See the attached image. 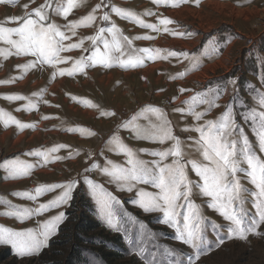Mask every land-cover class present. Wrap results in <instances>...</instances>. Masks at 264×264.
Instances as JSON below:
<instances>
[{"label": "snow or ice", "instance_id": "6c2138e0", "mask_svg": "<svg viewBox=\"0 0 264 264\" xmlns=\"http://www.w3.org/2000/svg\"><path fill=\"white\" fill-rule=\"evenodd\" d=\"M86 0H28L18 5L17 0H0V6L21 7V15H6L0 19V60L10 57L25 58L15 67L20 76L0 80V85H10L23 79L29 71L47 66L50 71L49 83L57 77L74 78L87 75V69L102 67L121 70L142 68L147 62L175 60L188 66L183 71L170 74V81H182L190 72L201 67V56L218 54L221 45L215 40L208 42L199 55H190L185 50L167 47H136L134 41H152L162 34L173 38L190 39L191 31L175 27L172 18L152 10L136 13L130 9L115 6L109 0H98L86 14L70 19L75 10L81 8ZM156 7L179 9L185 5L199 7L201 0H151ZM239 6V0H237ZM113 16L132 23L147 32L143 35L129 36L119 28ZM144 16L155 17V22H147ZM94 29L91 35L79 36L80 29ZM155 33L156 35H152ZM75 38V39H74ZM88 42V47L85 43ZM80 50L81 55H65ZM86 53V54H85ZM63 65V66H62ZM144 79V77H142ZM231 98L221 105V96L227 85L208 87L194 91L184 86L176 89L179 95L191 92L179 105L172 106L178 99L176 94L167 98L170 111L165 107L146 103L130 113L118 114L115 110H105L92 101L77 96L71 99L82 106L95 109L99 117L116 120L113 130L101 141L94 151L85 154L82 171L60 182L39 183L29 190L12 192L11 195L33 202L35 206L26 207L12 204L0 197V205L6 210L0 213L23 222L32 217L48 216L36 228L15 231L0 226V244H10L21 257L37 255L49 246L56 236L59 226L65 221V211L70 206L74 193L83 190L90 197L96 216L103 227L122 237L132 253L139 256L143 264H164L156 253L145 246L166 237V234L153 232L150 223L171 229V237L189 250L187 264H198L207 255V228L222 231L228 240H246L248 236L260 235L258 229L264 226V76L260 79V89L249 85L255 106L249 107L241 100L243 84L240 78H231ZM165 92V89H158ZM47 88L34 91L30 96L3 94L0 98L9 102L24 101L16 111H38L41 103L51 105L44 99ZM214 109H222L220 114L207 119ZM170 114H178L186 123L176 131ZM41 120L56 119L41 116ZM0 124L5 128L14 125L18 131L35 129L36 122H22L11 113L0 109ZM250 130L253 140L246 133ZM78 134L82 138L94 137L96 133L83 126L62 129ZM122 132L128 134L127 140L158 144L161 148H134L125 141ZM179 133H194L183 139ZM66 150L67 155H59ZM195 153L198 158H193ZM108 154L122 157L120 162L108 158ZM35 157V163L18 158L5 160L0 164L4 169L5 180H19L31 176L36 167H46L60 161L73 160L81 151L72 146L58 143L48 148H35L25 153ZM143 156L152 159H144ZM194 173L197 180L190 178ZM93 174L102 178L98 182ZM245 182L251 187H246ZM106 185L114 186L110 191ZM151 188L153 191H149ZM48 193H56L51 199L39 202ZM116 193H128L127 203L144 214H158L151 222L138 219L124 207ZM205 198V204L224 223L209 220L201 212V205L193 197ZM247 204L251 205V212ZM225 242L221 237L216 246ZM183 250V249H182ZM168 256L174 249L165 248ZM169 264H183L182 261Z\"/></svg>", "mask_w": 264, "mask_h": 264}, {"label": "rangeland", "instance_id": "374dc122", "mask_svg": "<svg viewBox=\"0 0 264 264\" xmlns=\"http://www.w3.org/2000/svg\"><path fill=\"white\" fill-rule=\"evenodd\" d=\"M17 2L18 5H22L27 3L28 0H17ZM39 2L40 0H37V3ZM97 2L98 0H86L81 8L75 10L74 15L70 19L86 14ZM109 2L118 7L130 9L138 14L143 13L145 10L162 13L177 22L175 27L193 33L190 39L173 38L167 34H162L152 41H134L136 47H167L174 50L188 51L190 55H199L204 51L206 44L212 40H215L222 47L218 54L201 56V67L196 71L190 72L182 81H170L168 76L183 71L188 66V62L185 61L183 64H180L172 60L171 62H147L142 68L127 71L121 70L118 67L111 69L102 67L89 68L86 70V76L77 75L74 78L57 77L51 83L48 82L51 70L47 66H44L43 68L29 71L24 75L23 79H19L13 84L0 85V96L3 94L30 96L34 91L47 88V92L43 98L50 101L51 105H59V107H52L41 103L38 111H16L17 108H20L25 103L24 101L9 102L0 98V109L11 113V115L22 122H36L37 125L34 130L25 129L18 131L14 125L5 128L0 124V164L5 160L16 158L28 163H35L36 158L27 156L25 153L35 148H48L58 143L70 145L72 148L81 151V155L73 160L60 161L49 164L46 167H36L32 170L30 177L19 180H5L4 169L0 168V197L9 200L12 204L26 207L35 206L33 202L14 197L11 193L32 189L39 183L60 182L69 176H75L78 170L82 171L85 154L89 151H94L101 141L108 136L109 132L114 129L116 124L115 119L99 117L95 109L74 102L71 96L85 98L99 105L102 109L115 110L118 114L130 113L134 109H137L138 106L146 103L162 106L170 111L167 101L168 97L174 94L178 96L175 104L172 105L176 106L180 104L181 100L187 99L192 94L189 92L179 95L176 89L180 86L193 89L194 91H201L206 90L208 87H216L217 85L223 87L227 85V91L218 101V103L223 105L229 101L232 94L231 85L227 84L228 80L239 77L243 84L244 93L241 95V100L246 101L249 107L255 106V102L251 98L253 93H250L248 88L251 85L254 88L260 89V79L264 76V0H239V6H237V0H201L199 7L185 5L179 9H172L170 7L158 8L151 3V0H109ZM205 3H217L219 7H205ZM192 13L194 18L191 17ZM13 14L21 15V7L0 6V19H3L6 15ZM112 18L126 35L136 36L147 32L146 29H142L115 16ZM202 18L210 22L215 20V25L209 30L204 31L202 26L205 27V23L202 25ZM143 19L147 22H155V17L144 16ZM93 31L94 29L92 28L80 29L78 30V35H91ZM152 35L156 34L152 33ZM181 43L185 45L182 44V47L180 46ZM85 47H88V42L85 43ZM65 55L78 57L81 55V51L74 50L71 53H65ZM24 60L25 58L16 57H10L6 61L0 60V80L20 76V70L16 69L15 66L18 63H23ZM55 84L60 85L55 91H49ZM34 86H36L35 89L31 90ZM161 88L165 89V92H159L158 89ZM261 90L264 91V89ZM221 111L222 109H214L206 118H215ZM44 115L56 117V119L41 120V116ZM170 119L176 126L177 132L186 123L178 114H170ZM72 126L87 127L94 131L96 136L82 138L78 134L62 130ZM24 132L25 138H21L20 136ZM53 132H55L54 135H48L53 134ZM34 133L38 134L36 135L37 137L32 142H29L30 137ZM246 133L249 135L250 140L254 139L247 128ZM179 134L182 139L187 135H195L194 133ZM121 135L134 148L153 149L168 146L129 141L127 140L128 134L126 132H122ZM58 154L67 155V151L61 150ZM190 155L193 158H198L195 153H190ZM108 158L116 162L122 160V157L112 154H108ZM142 158L152 159L148 156H143ZM43 171H47L46 174H40ZM189 175L193 180L198 179L194 173L189 172ZM93 178L98 182L102 181L99 175L93 174ZM245 186L251 187L246 182ZM106 187L110 191H115L112 185H106ZM148 190L153 191L151 188ZM116 194L125 202L124 207L127 211L138 219L151 222L158 215L155 213L144 214L138 208L127 203L129 199L128 193ZM54 195L56 193H48L41 197L39 202L51 199ZM80 198H83L87 208L81 207L80 203H78ZM193 199L196 204L202 206L201 212L206 218L216 223H224L218 214L206 207L205 198L194 196ZM246 207L251 212H254L250 204H247ZM89 208H91V213L90 217L87 218L98 222L101 227L95 233H81L79 235L89 238L92 235L100 233L102 239L117 245L116 247L110 245L106 249L84 239H82L83 242L78 244V240L75 239L78 220L83 214L85 215L84 211H89ZM5 210V206L0 205V213H3ZM56 211L53 210L44 216L32 217L23 222L0 214V226L15 231L36 228L48 216L56 214ZM59 211H65L66 219L59 226L57 235L49 241L48 247L42 249L37 255L21 257L16 254L10 244H0V264H31L32 260L37 261L39 256L44 252L51 253V258H55L58 261L62 260L63 262L69 253H73L72 250L74 249L79 250V252L81 250L85 252L86 264H143L142 259L134 255L129 246L123 242L122 237L103 227L96 216L90 197L83 190L74 193L70 206L61 208ZM149 227L153 232L166 234L165 238L152 242L158 245L157 247H151L147 241L145 242V246L150 247L151 251L156 253L158 260L164 261V264L176 261H182L183 264H187L189 250L171 239L174 235L171 229L156 223H150ZM258 231L260 235L250 234L246 240H228L224 232L214 230L209 226L206 231L208 240L207 255H203L198 264H264V226L258 229ZM221 237L224 238L225 242L217 247V241ZM165 248L174 249L175 254L173 256L166 255L164 252ZM98 250H102L108 255L107 263L95 255V252Z\"/></svg>", "mask_w": 264, "mask_h": 264}, {"label": "trees", "instance_id": "16d2710c", "mask_svg": "<svg viewBox=\"0 0 264 264\" xmlns=\"http://www.w3.org/2000/svg\"><path fill=\"white\" fill-rule=\"evenodd\" d=\"M78 203H80L81 207L83 208H87L86 204L84 203L83 198H80ZM85 205V206H84ZM85 215L83 214L81 216V218L78 220V226L76 228V232H75V239L78 240V244L83 242L82 239L84 240H88L90 243L98 245V246H102L103 248H106L108 246H112V247H116L117 245L115 244H111L109 242H107L105 239L101 238V234L98 233L96 235H92L89 238L87 237H82L81 233H95L96 231H99L100 229V224L98 222H95L93 220L88 219L87 217H90V213H91V208H89V211H84ZM86 216V217H85ZM73 253H69V255L66 257V259L62 262L55 260V258H51V253H43L41 256H39L38 260H32L31 264H86V257L85 252L84 251H80L79 250H72ZM89 251V250H88ZM73 254V255H72ZM95 255L98 256L100 259H102L104 262L107 263V257L108 255L105 254L102 250H98L97 252H95ZM55 257V255H54Z\"/></svg>", "mask_w": 264, "mask_h": 264}, {"label": "bare ground", "instance_id": "6f19581e", "mask_svg": "<svg viewBox=\"0 0 264 264\" xmlns=\"http://www.w3.org/2000/svg\"><path fill=\"white\" fill-rule=\"evenodd\" d=\"M205 5V7H219L218 6V4L217 3H205L204 4ZM214 9H218V8H214ZM222 9V8H221ZM223 10V9H222ZM191 17L192 18H194V15H193V13L191 14ZM201 20H203V23H202V25L205 23V27H203L202 26V28L204 29V31H206V30H209L211 27H213L214 25H215V20L214 21H207L205 18H202ZM199 26H201V25H199ZM40 83V82H39ZM39 83H38V86H39ZM60 84H55L54 86H52L50 89H49V91H55L57 88H58V86H59ZM37 86V85H36ZM36 86H34V87H32L31 88V90H33V89H35V87ZM37 86V87H38ZM50 93V92H49ZM66 102V101H65ZM88 114H90V112H88ZM25 132H27V131H25ZM25 132H24V134H22L20 137L21 138H25ZM55 134V132H53V134L51 133V134H48V135H54ZM7 135H9V134H7ZM36 135H38V134H36V133H34L31 137H30V139H29V142H32L33 141V139L35 138V137H37ZM53 137H55V136H53ZM21 138H19V140H21ZM41 138V137H40ZM43 140V139H42ZM46 172L47 171H43V172H40V174L42 173V174H46Z\"/></svg>", "mask_w": 264, "mask_h": 264}, {"label": "crops", "instance_id": "0c3cea01", "mask_svg": "<svg viewBox=\"0 0 264 264\" xmlns=\"http://www.w3.org/2000/svg\"><path fill=\"white\" fill-rule=\"evenodd\" d=\"M178 43H179V42H178ZM182 44H184V43H181V44H180V46H182V47H183V45H182ZM184 45H185V44H184Z\"/></svg>", "mask_w": 264, "mask_h": 264}]
</instances>
